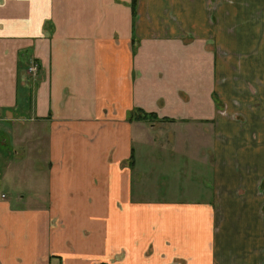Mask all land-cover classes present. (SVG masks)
I'll return each instance as SVG.
<instances>
[{"label": "crops", "instance_id": "1", "mask_svg": "<svg viewBox=\"0 0 264 264\" xmlns=\"http://www.w3.org/2000/svg\"><path fill=\"white\" fill-rule=\"evenodd\" d=\"M0 192V264H264V0H0Z\"/></svg>", "mask_w": 264, "mask_h": 264}, {"label": "built area", "instance_id": "2", "mask_svg": "<svg viewBox=\"0 0 264 264\" xmlns=\"http://www.w3.org/2000/svg\"><path fill=\"white\" fill-rule=\"evenodd\" d=\"M29 71H30V73H33V74L37 73L38 65L37 64L32 65L30 67ZM5 198H6V195L4 193L0 192V199H5Z\"/></svg>", "mask_w": 264, "mask_h": 264}, {"label": "rangeland", "instance_id": "3", "mask_svg": "<svg viewBox=\"0 0 264 264\" xmlns=\"http://www.w3.org/2000/svg\"><path fill=\"white\" fill-rule=\"evenodd\" d=\"M140 172H141V176H140L139 182L141 184L144 180H146L148 178V174L146 172H142V171H140ZM163 182L165 183V181H163ZM159 189L162 191L161 184L159 185ZM139 200H141V198Z\"/></svg>", "mask_w": 264, "mask_h": 264}, {"label": "trees", "instance_id": "4", "mask_svg": "<svg viewBox=\"0 0 264 264\" xmlns=\"http://www.w3.org/2000/svg\"><path fill=\"white\" fill-rule=\"evenodd\" d=\"M143 114V118H146V116H150V115H147V114H144V113H142Z\"/></svg>", "mask_w": 264, "mask_h": 264}]
</instances>
